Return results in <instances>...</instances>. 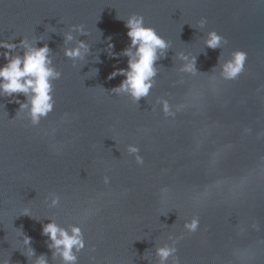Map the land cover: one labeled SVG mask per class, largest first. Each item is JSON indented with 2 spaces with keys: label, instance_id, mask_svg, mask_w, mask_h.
Listing matches in <instances>:
<instances>
[{
  "label": "water",
  "instance_id": "obj_1",
  "mask_svg": "<svg viewBox=\"0 0 264 264\" xmlns=\"http://www.w3.org/2000/svg\"><path fill=\"white\" fill-rule=\"evenodd\" d=\"M132 14L170 42L138 104L111 92L123 76L108 79L127 67V57L108 55V38L113 52L126 48ZM70 25L89 33L79 37L90 45L84 60L64 56ZM212 30L227 39L222 49L205 46ZM23 37H42L37 47L48 44L62 76L54 111L35 128L0 97V262L36 258L23 253L21 229L36 256L61 264L41 234L51 217L81 226L78 264H159L155 246L169 235L180 237V264H264V0H0V40ZM236 49L248 54L245 71L224 80L212 69ZM180 53L196 57L197 72L180 71ZM128 144L139 146L142 166ZM51 193L56 208L45 202ZM26 208L31 216L20 215ZM193 218L199 227L189 232Z\"/></svg>",
  "mask_w": 264,
  "mask_h": 264
},
{
  "label": "clouds",
  "instance_id": "obj_2",
  "mask_svg": "<svg viewBox=\"0 0 264 264\" xmlns=\"http://www.w3.org/2000/svg\"><path fill=\"white\" fill-rule=\"evenodd\" d=\"M206 23V19H202L199 26L203 28ZM124 26L127 29L126 35L130 40L128 46L120 53H115L112 51L114 44L109 37L107 49L111 50V54L108 53V55L112 58L127 57V67L115 69L109 74L108 79L111 80L117 75L123 76L124 79L118 86L113 87L111 92L116 95L124 94L138 104L142 98L149 96L158 75L157 62L166 56L170 42L160 36L154 28L147 26L142 15H130L124 20ZM52 32L55 30L53 29ZM88 35L89 33L83 25H70L67 31L63 32V41L66 45L63 49L64 56L72 61L84 60L90 53V45L79 37H87ZM41 41H44L42 37L32 40L23 37L19 43L0 40V49L6 50L0 53L6 61L0 65V97H11L9 102L19 105L15 118L27 119L33 128L39 126L41 120L46 119L54 111L56 101L53 95V81L59 80L62 76L61 71H58L53 64L52 50L48 44L44 43L42 47H37L38 42ZM227 43V39L215 30L207 32L205 40L207 48L222 49ZM247 55V52L236 49L222 63L220 55L218 67H213L212 71L218 68L222 79L236 80L245 71ZM178 59L183 61L180 71L197 72L196 57L180 53ZM98 71L95 69L96 73ZM21 94L24 97L23 101L18 98ZM156 103L166 116H175L166 99L158 98ZM21 114L23 115L21 116ZM126 151L128 155L134 158L137 165L142 166L144 164V157L140 154L139 146L128 144ZM102 179L105 185H109L111 182V178L107 175L103 176ZM45 202L48 207L56 208L60 205L61 198L59 195L51 193L46 197ZM20 215L31 216L30 210L26 208ZM47 219L49 222L42 225L41 234L48 238L46 244L53 258L59 257L61 264H78L77 253L86 248V240L81 226L71 224L65 227L51 217H47ZM198 227V218H193L191 222L186 221L184 223V228L189 232L197 231ZM18 237L24 248L23 253L29 260L34 256L36 257L32 260V264H48V258L45 254L36 256L31 247V238L25 235L21 229H18ZM167 239L171 243L155 246V256L158 258L159 264H168L169 258H171L172 264H180L176 247L180 237L169 235ZM91 251H95L94 246ZM0 264H6V262H0Z\"/></svg>",
  "mask_w": 264,
  "mask_h": 264
}]
</instances>
